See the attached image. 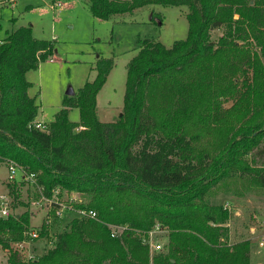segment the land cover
I'll list each match as a JSON object with an SVG mask.
<instances>
[{
	"label": "trees",
	"instance_id": "obj_1",
	"mask_svg": "<svg viewBox=\"0 0 264 264\" xmlns=\"http://www.w3.org/2000/svg\"><path fill=\"white\" fill-rule=\"evenodd\" d=\"M156 5L187 7L189 35L170 48L140 42L113 123L97 115L113 68L100 60L96 78L67 95L48 132L31 128L39 108L26 74L54 55L55 42L21 27L0 45V164L36 173L45 197L60 187L78 196L76 209L98 213H70L65 225L55 219L56 242L33 260L10 244L31 228L30 209L0 219L10 264H252L249 240L230 241V215L216 198L264 190V0H89L103 21ZM217 30L224 33L213 41ZM73 107L80 123L69 120ZM24 185L9 184L14 202ZM110 225L128 229L113 238ZM157 226L166 242L153 254L144 239Z\"/></svg>",
	"mask_w": 264,
	"mask_h": 264
},
{
	"label": "rangeland",
	"instance_id": "obj_2",
	"mask_svg": "<svg viewBox=\"0 0 264 264\" xmlns=\"http://www.w3.org/2000/svg\"><path fill=\"white\" fill-rule=\"evenodd\" d=\"M54 3H61V6L53 10ZM188 13L185 6L156 5L103 21L90 12L89 0H0V42L3 44L9 33L21 27H31L37 39L55 42L54 55L26 74L31 84L29 95L39 108L38 120L47 125H51L56 114L64 109L69 91L77 95L87 82L96 78L100 60L112 61L113 68L98 94L97 115L100 121L113 123L123 114L127 69L138 54L140 42L149 39L170 48L176 41L187 39ZM223 33V30L214 31L212 40L217 41ZM69 120L80 123L78 108L70 109ZM8 176L7 165L0 164V193L10 191ZM179 179L174 175L166 180ZM17 182H21L20 176ZM14 185L19 187L17 183ZM21 194V199L14 202L15 212L22 213L29 208L31 229H40L46 223L47 207L27 185L23 186ZM74 196L78 198L63 192L59 201L64 203ZM216 199L232 206L227 223L230 241L249 240L251 263L264 264V248L257 244L258 237L264 235V190L253 188L243 191L242 195L222 192ZM74 217L76 215L70 214V218ZM67 220L70 219L65 218L60 223L65 225ZM61 230L54 226L50 234L27 245L28 252L37 257L46 254L52 247L50 242H56ZM157 239L163 245L166 242L163 234ZM10 257V249L0 244V264H10Z\"/></svg>",
	"mask_w": 264,
	"mask_h": 264
},
{
	"label": "built area",
	"instance_id": "obj_3",
	"mask_svg": "<svg viewBox=\"0 0 264 264\" xmlns=\"http://www.w3.org/2000/svg\"><path fill=\"white\" fill-rule=\"evenodd\" d=\"M60 7L61 3H54L52 6V9L55 10L56 7ZM2 44V42H0ZM31 128L40 130L43 132H48L50 125L44 124L42 122H39L38 120H35L30 125ZM7 167L9 169V176L7 183L9 184H25L30 188H35L37 191L39 198L41 199V202L44 203V206L47 207L48 213L46 215V223L43 227L47 228L49 231L48 234L52 231L54 220L57 219L59 222L64 220L68 214L73 213L80 219H91V220H98V213L94 210L87 209V208H81L76 209L75 203H78L80 200L77 197H72L71 199L67 200L64 203H61L59 201L60 196L63 194V190L60 187H57L56 190H54L52 198H47L43 195V188L39 186L38 184V177L36 173L31 172L30 170L21 167L17 163L9 162L7 164ZM20 176L21 182H17V178ZM66 194L70 193L65 192ZM15 203L12 195L10 192L0 193V219H9L13 216H15ZM53 210L54 213H53ZM232 210V206L229 202H226L224 204V211L230 212ZM264 225V221L262 222ZM40 229H29L24 233V239L19 242H15L12 245V248L14 252L17 254L18 257H21L26 260H33L37 259L38 257L34 255L33 253H29L27 250V245L38 242L43 237L42 230ZM112 237L116 238L119 237L122 233H124L128 227L127 226H117V225H110ZM165 231H161L160 227L157 226L154 230H152L149 233V237L144 239V244L148 245L150 247L151 253L155 254L157 252H160L164 249L163 243H159L157 236L160 234H164ZM50 245H54L55 241H51ZM258 246L261 248H264V235H261L258 237Z\"/></svg>",
	"mask_w": 264,
	"mask_h": 264
},
{
	"label": "water",
	"instance_id": "obj_4",
	"mask_svg": "<svg viewBox=\"0 0 264 264\" xmlns=\"http://www.w3.org/2000/svg\"><path fill=\"white\" fill-rule=\"evenodd\" d=\"M74 94H75V92L72 90L67 93L68 96H73Z\"/></svg>",
	"mask_w": 264,
	"mask_h": 264
},
{
	"label": "crops",
	"instance_id": "obj_5",
	"mask_svg": "<svg viewBox=\"0 0 264 264\" xmlns=\"http://www.w3.org/2000/svg\"><path fill=\"white\" fill-rule=\"evenodd\" d=\"M37 120H38V118H37ZM39 121V120H38ZM252 252V251H251Z\"/></svg>",
	"mask_w": 264,
	"mask_h": 264
}]
</instances>
